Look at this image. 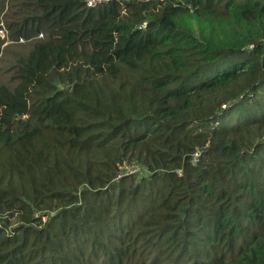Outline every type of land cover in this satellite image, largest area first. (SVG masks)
<instances>
[{
    "label": "trees",
    "instance_id": "16d2710c",
    "mask_svg": "<svg viewBox=\"0 0 264 264\" xmlns=\"http://www.w3.org/2000/svg\"><path fill=\"white\" fill-rule=\"evenodd\" d=\"M0 31V264H264V0H0Z\"/></svg>",
    "mask_w": 264,
    "mask_h": 264
},
{
    "label": "built area",
    "instance_id": "2783aa9c",
    "mask_svg": "<svg viewBox=\"0 0 264 264\" xmlns=\"http://www.w3.org/2000/svg\"><path fill=\"white\" fill-rule=\"evenodd\" d=\"M108 1H110V0H85V3H86V6L87 7H90L91 8V7H96L98 5H101L103 3H106ZM0 32H2V31H0ZM195 157L197 158L198 157V154H195ZM123 170L126 173H130V172H134L135 169L133 167H123Z\"/></svg>",
    "mask_w": 264,
    "mask_h": 264
},
{
    "label": "rangeland",
    "instance_id": "374dc122",
    "mask_svg": "<svg viewBox=\"0 0 264 264\" xmlns=\"http://www.w3.org/2000/svg\"><path fill=\"white\" fill-rule=\"evenodd\" d=\"M0 38L4 40L6 38V34L4 32L3 33L0 32ZM9 44H10V42H8V41L4 42L2 48L8 46Z\"/></svg>",
    "mask_w": 264,
    "mask_h": 264
}]
</instances>
